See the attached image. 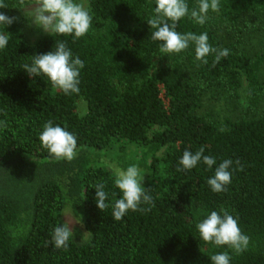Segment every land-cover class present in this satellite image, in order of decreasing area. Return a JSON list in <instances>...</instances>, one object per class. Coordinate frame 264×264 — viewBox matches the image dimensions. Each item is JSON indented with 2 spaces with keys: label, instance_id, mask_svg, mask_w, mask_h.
I'll use <instances>...</instances> for the list:
<instances>
[{
  "label": "trees",
  "instance_id": "trees-1",
  "mask_svg": "<svg viewBox=\"0 0 264 264\" xmlns=\"http://www.w3.org/2000/svg\"><path fill=\"white\" fill-rule=\"evenodd\" d=\"M186 2L190 10L198 6V0ZM88 4L92 25L75 41L52 33L28 44L16 21L4 27L10 38L0 49V121L6 122L0 127V264H212L210 256L222 251L229 252L230 264H264V107L255 116L215 122L198 113L199 83L186 74L190 69L233 94L245 79L249 106L255 108L264 97L263 55L236 51L216 31L264 12V0H219V11L209 10L204 25L188 17L178 22V32H206L213 47L230 50L214 66L215 54L204 64L195 59L191 42L179 54L160 51L162 42L151 38L154 29L147 24L155 0ZM61 40L84 62L79 94L66 95L47 76L31 77L22 68ZM80 100L87 105L83 115ZM48 120L76 136L72 161L57 160L42 146L39 135ZM201 147L216 164L209 169L200 161L177 171L183 151L194 154ZM101 151L124 168L144 167L149 178L142 185L155 201L150 212L112 218L111 205L121 194L115 176L100 165ZM229 158L231 183L214 192L206 181ZM101 182L109 192L104 211L95 200L94 186ZM66 208L80 216L84 232L75 230L64 250L52 244L51 232ZM221 208L250 237L240 254L204 242L196 228Z\"/></svg>",
  "mask_w": 264,
  "mask_h": 264
},
{
  "label": "clouds",
  "instance_id": "clouds-1",
  "mask_svg": "<svg viewBox=\"0 0 264 264\" xmlns=\"http://www.w3.org/2000/svg\"><path fill=\"white\" fill-rule=\"evenodd\" d=\"M29 7L27 17L35 26L41 28L48 34L77 38L85 36L91 25L92 15L90 9L85 7L83 0H31L26 5V0H17V9ZM10 7L5 0H0V8ZM220 9L219 0H198V6L189 9L186 0H155L153 15L147 20L149 27L154 29L151 38L154 41L162 42L160 51L166 54H179L189 47V43L194 44L195 59L204 64L210 54H215L213 66L219 63L222 57H227L230 50L227 48L217 49L208 42L206 32L196 34L194 32H178V22L188 17L196 24L204 25L208 19L209 10L218 12ZM18 18L8 16L0 12V49L7 47L10 33L4 31L5 26H10ZM84 67V62L76 56L73 57L71 49L65 41H56L55 50H50L43 54H35L32 62L25 63L22 68L29 76L48 77L53 88L62 91L66 95L79 94V75ZM6 122L0 121V127H5ZM42 146L49 151L57 160L72 161L77 155V138L65 127L48 120L43 125V130L39 135ZM204 148H199L194 154L189 150H184L179 164L182 168L177 171L194 168L198 162L202 161L209 169L216 164L214 157L204 155ZM237 170L242 171L243 165L239 159L235 161ZM232 159H224L215 167L214 175L207 179V184L214 192H224L227 185L231 183ZM143 176L139 166L129 165L126 169L117 170L114 177V185L119 189L120 197L112 203V218L121 220L129 211L150 212L155 207V201L150 194V188L142 185ZM96 206L104 211L109 208L106 200L109 192L105 190L103 182L95 186ZM112 196H116L113 192ZM146 205V207L144 206ZM199 235L206 243H212L217 247L227 246L236 254L247 250L250 237L242 232L237 218L221 208L220 213L211 211L206 218L196 224ZM86 233V232H85ZM75 229L73 223H69L66 218L63 222L54 226L51 232V242L57 249H68L70 239H73ZM47 243V242H46ZM212 264H230L231 257L228 251L218 252L210 256Z\"/></svg>",
  "mask_w": 264,
  "mask_h": 264
},
{
  "label": "rangeland",
  "instance_id": "rangeland-1",
  "mask_svg": "<svg viewBox=\"0 0 264 264\" xmlns=\"http://www.w3.org/2000/svg\"><path fill=\"white\" fill-rule=\"evenodd\" d=\"M9 4L8 8H0V12L6 13L8 16H16V24L24 35L28 44H33L41 37L48 35L41 28L31 23L27 13L30 11L29 7L17 9L14 6L17 0H5ZM85 7H89L88 0H83ZM29 5V4H26ZM217 36L223 43L232 44L236 51H243L248 56L254 58L256 55H263L264 57V12L258 14H246L235 26L219 25L217 28ZM186 74L193 76V80L199 83L200 88V102L197 109L198 113L209 114L215 122H221L224 119H237L242 116L258 115L264 107V97L255 108H251L248 103L247 93L248 86L245 79L236 93H230L220 85L207 83L198 79L192 74L190 69H186ZM259 80L264 85V62L259 70ZM163 95V91L162 94ZM87 110L86 102L80 100L78 102V112L80 115L85 114ZM101 157L100 165L109 170L114 176L117 170L126 169L118 162L115 157L109 154L108 151ZM137 165V164H136ZM139 166L141 175L143 176L142 184L148 176L143 166ZM63 220L73 223L75 230L84 232L83 223L79 215H75L70 209L66 208L62 212ZM78 236H80L78 234ZM87 238H82L84 242Z\"/></svg>",
  "mask_w": 264,
  "mask_h": 264
}]
</instances>
